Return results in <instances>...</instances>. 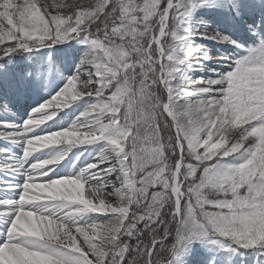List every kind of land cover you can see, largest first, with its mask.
Wrapping results in <instances>:
<instances>
[{
    "label": "snow or ice",
    "instance_id": "6c2138e0",
    "mask_svg": "<svg viewBox=\"0 0 264 264\" xmlns=\"http://www.w3.org/2000/svg\"><path fill=\"white\" fill-rule=\"evenodd\" d=\"M0 128V264H264V0H0Z\"/></svg>",
    "mask_w": 264,
    "mask_h": 264
},
{
    "label": "rangeland",
    "instance_id": "374dc122",
    "mask_svg": "<svg viewBox=\"0 0 264 264\" xmlns=\"http://www.w3.org/2000/svg\"><path fill=\"white\" fill-rule=\"evenodd\" d=\"M202 43L207 44V45L212 49L213 52L216 51V48H217V47H222V46H219V45H215V43H214L213 41H202ZM78 49H82V46L79 45V44H76V45L74 46V52L72 51V52H68V53H67L66 51H62V52H60V53H57V52L53 51V52H51L50 54H51L53 57H56L57 55H61V56L68 55V56H71V55H73L74 53H76V50H78ZM79 54H80V53H77V55H79ZM38 57H39V54H36V56L33 57L32 59H34V58H38ZM32 59L28 60L27 63H28V62L31 63V62H32ZM44 59H45V61H46V60H47V56H45ZM49 93H50V90H44V91L41 92V96H42L43 98H47V97L49 96ZM36 100H37V97H36V96H33V97H32L31 99H29L28 101H25V102H24V104H25L24 106H25V107L23 106L22 109H21V106H20V110H19L18 112H16L15 116L10 117V118H15V119H17V122H19L22 118H26V113L29 112V111H31V107H30V105H31V106H34ZM22 104H23V102H22ZM37 118H39V117H37ZM49 123H50V122H49ZM2 131H3V129L0 128V132H2ZM75 151H76V149H75ZM88 156H89V157L91 156V152L88 153ZM65 163H66V162H65Z\"/></svg>",
    "mask_w": 264,
    "mask_h": 264
}]
</instances>
